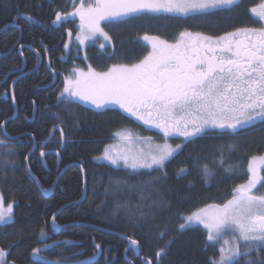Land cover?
I'll return each instance as SVG.
<instances>
[{
    "label": "trees",
    "instance_id": "1",
    "mask_svg": "<svg viewBox=\"0 0 264 264\" xmlns=\"http://www.w3.org/2000/svg\"><path fill=\"white\" fill-rule=\"evenodd\" d=\"M75 2L79 4V0ZM251 3L245 0L235 7L230 14L231 21L224 19L228 13L210 17L218 21L216 24H200L178 17L105 28L111 37V46L101 49L90 45L85 62L73 56L63 59L68 32H77L79 20L71 16L61 23H52L56 12L74 11L73 0H0L2 124L14 116L11 86L23 76L14 86L17 116L5 125L9 136L22 137L12 143L14 153L11 155H5L0 146V194L6 205L14 204L11 221L0 227V249L9 253L7 264H42L31 255V250L37 247L42 250L40 256L48 261L67 258L69 264L86 261L88 257L94 258V264H145L146 260L156 264V253L161 248H166L167 253L161 264H209L210 260L219 259L222 244H209L201 228L181 231L179 226L194 212L209 205L225 204L234 195L233 190L247 182L249 159L264 154V123H257L240 135L194 138L166 163L163 171L132 174L94 158L115 141L121 130H138V126L119 111L101 113L77 102L61 100L58 103L57 97L75 67L89 66L96 72H104L113 64L137 63L149 51L139 39L145 32L169 41L185 29L221 34L252 21L246 15V7ZM25 14L33 19L26 20ZM10 25L13 28H9ZM21 43L23 49L19 47ZM40 58L42 64L33 72ZM23 66V73L9 75ZM54 126H57L55 131ZM1 129L0 139H6ZM60 129L67 138L66 146L61 144ZM33 137L36 148L28 166L40 187L52 188L61 175L50 198L41 194L26 170L24 157L33 148ZM229 145L235 148L230 151ZM41 150H58L59 168L58 157L50 154L44 157V167ZM221 155L225 162L223 167L220 166ZM6 160L14 163L15 168L6 167ZM205 165L213 173L207 183L202 176ZM230 165L235 168V174L225 172ZM77 166H83L86 176L83 201V174ZM180 169L186 172L178 176ZM261 174L264 175V170ZM157 178L158 183H151ZM161 200L167 202L166 207L152 206L154 201ZM54 213L59 226L69 227L54 232L51 229ZM41 228L47 233L45 238L40 236ZM161 232H164L162 237ZM119 235L137 241L140 255L136 256L132 250L126 253L128 244ZM54 241L72 243L57 247ZM45 243L53 247L44 248ZM95 244L101 245L102 254L96 255L99 250L95 249Z\"/></svg>",
    "mask_w": 264,
    "mask_h": 264
},
{
    "label": "snow or ice",
    "instance_id": "2",
    "mask_svg": "<svg viewBox=\"0 0 264 264\" xmlns=\"http://www.w3.org/2000/svg\"><path fill=\"white\" fill-rule=\"evenodd\" d=\"M240 3L242 0H79L77 5L73 0L74 11L66 14L56 12L52 23L78 16L80 32L76 40L80 44L99 38L111 42L105 28L136 21L163 22L178 17L200 24H216L218 21L209 18L228 13L224 19L231 21L230 14ZM259 7V11L257 8L250 10L255 21L260 23L259 27H240L216 37L185 29L175 36L174 42H169L159 35L145 32L139 39L146 42L144 46H150L151 50L137 63L113 64L104 72H96L91 67L87 72L76 69L74 79L66 78L57 101L62 102L61 97L65 101L75 97L90 103L101 113L109 111L111 105H118L144 124L159 129L165 138L177 134L192 142V138L210 135H240L257 123H264V4ZM25 19L31 21L33 17L25 14ZM106 46L105 43L100 44L102 49ZM19 47L23 49L24 45L21 43ZM65 47L68 45L65 44ZM20 54L23 55V52ZM0 128H3L2 123ZM60 131L61 144L66 146L67 138L63 130ZM3 135L7 137L6 131ZM123 138L130 140L131 136L125 133ZM150 139L147 138L148 141ZM12 143V138L0 139L5 155L14 153ZM180 148L179 144L174 149L164 143L154 147L149 145L147 152L140 150L112 155L106 147L102 156L94 159H104L117 166L123 161L124 166L133 170L163 171L166 162ZM228 148L231 151L235 146L229 145ZM46 155L47 152L41 150L40 156L43 158ZM56 155H60L58 150ZM24 159L27 161L28 156ZM224 163L221 155L220 166L223 167ZM5 166L15 168L14 163L7 160ZM224 170L235 174L231 165ZM262 170L264 156L250 158L248 180L233 190L230 200L223 205H209L210 209H214L212 212L208 209L194 212L180 224L181 230L203 225L207 230V241L213 244L219 243L226 234L231 236V240H223L219 259L210 260L209 264H264V193L254 191L258 190V185L264 189ZM185 172L186 169H180L177 175ZM164 175L166 177V172ZM202 176L206 183L213 177L207 165L202 169ZM33 179L37 180L35 176ZM158 180L151 183H158ZM13 206V203H8L5 209L3 196L0 195V223H8L12 219ZM152 206L163 208L167 202L154 201ZM119 208L118 205L117 211ZM55 221L54 213L52 222L58 228ZM163 235L164 232H161L160 236ZM40 236H47L43 228ZM68 243L72 242L54 241L57 247ZM131 243L137 245L135 240ZM52 247L44 244V248ZM94 247L99 250L96 255L103 253L100 244ZM41 251L39 247L33 248L31 255L40 259L42 264H69L67 258L48 261L40 256ZM8 254L0 249V264H7ZM166 254V248H161L156 253V264H161ZM77 264H94V258L88 257L86 261H77ZM145 264H152V261L146 260Z\"/></svg>",
    "mask_w": 264,
    "mask_h": 264
},
{
    "label": "rangeland",
    "instance_id": "3",
    "mask_svg": "<svg viewBox=\"0 0 264 264\" xmlns=\"http://www.w3.org/2000/svg\"><path fill=\"white\" fill-rule=\"evenodd\" d=\"M86 2H87V0H86ZM74 17H76L79 20L78 16H74ZM79 26H80V20H79ZM79 32H80V27H78V30H77L76 33L68 32V35H67L68 37H67V41H66V44L68 45V47L67 48L65 47L66 54H65V56L63 58L64 60H68L71 56H73L75 59H82L83 61L87 62V60H88L87 48L90 45L94 44V45H97V46L100 47L101 43H105L107 46H111V42H106V41L103 40V38H99L96 41L88 40L84 44H80L79 41L76 40V36L79 34ZM69 33H71V35H69ZM143 43H146V42H143ZM76 69H79V70H82L84 72H87L89 70V66L85 67V68L84 67H80V68H76L75 67L72 70V72H71L70 78H72V79L75 78V70ZM62 91H63V89H62ZM66 96H67V94L65 93V97ZM61 100H64V97H61ZM70 101L77 102V103L82 102V105L84 103V104L89 105L90 106L89 108H91V107L93 109L95 108L90 103H86L84 101H80V100H78V98H75V97L71 98ZM83 106H86V105H83ZM86 107H88V106H86ZM133 117L136 118L135 116H133ZM125 133L130 134V136H131L130 140L123 138V134H125ZM119 134L120 135H118V134L116 135L115 141L113 143H111V144H109V145L104 147L102 154L104 153V150H105L106 147L109 149V152L112 155H117V154L124 155V154H129V153H135V152H138L140 150H143V151L147 152L148 149H149V145H151L153 147V145L151 144V143H153L152 139H150V141L147 140V138H151V137L147 136V135H144V134L141 135L135 129L125 128V129L121 130L119 132ZM169 145L172 148L175 149L177 144H169ZM181 148L178 149L177 152L173 154V157L181 150ZM102 154L100 156H98V157H101ZM261 156H264V154L261 155ZM171 159L172 158H170V160ZM96 161L99 162V163H102V164L110 165L111 167H114V168H117V169H124V170H126V171H128V172H130L132 174L153 171L151 169H146V168L145 169L133 170L131 168H128V167L124 166L123 161H121L119 166L112 165L110 161H107V160H104V159H96ZM258 167H259V165H258ZM257 189L258 190H254V191H257V194L264 193V189L262 191L259 190V185L257 186ZM4 207H5V209L7 208V205L5 204V202H4ZM205 209H208L209 212L214 211V209H210V208H205ZM183 223H184V221H183ZM5 224H7V223H0V227L5 225ZM193 228H201L207 234V230L203 227V225H199V226H196V227H193ZM185 230H187V229H185ZM185 230H181V231H185ZM43 238H45V237H43ZM223 240H231V236L226 234L223 237V239L219 242L220 245L221 244L223 245ZM208 243L210 244L212 242L208 241ZM224 247H227V246L225 245Z\"/></svg>",
    "mask_w": 264,
    "mask_h": 264
},
{
    "label": "flooded vegetation",
    "instance_id": "4",
    "mask_svg": "<svg viewBox=\"0 0 264 264\" xmlns=\"http://www.w3.org/2000/svg\"><path fill=\"white\" fill-rule=\"evenodd\" d=\"M244 1L245 0H242V3H244ZM249 1L253 2V3H251L252 5L250 4V5H248L246 7V15L249 16L250 20H252L250 23H248V24L244 23V25L233 27V29H231L229 31H226V32H223L221 34H212V36L216 37V36H219V35H223V34H225L227 32L234 31L236 28H240V27H259L260 23H257L255 21V18H254L253 14L251 13L250 10L252 8H257V10L259 11L260 10L259 6L264 4V0H249ZM242 3H240V4H242ZM234 7H236V6H234ZM262 23H264V22H262ZM192 32L195 33L194 31H192ZM207 35H209V34H207ZM169 42H174V39H173V41H169ZM148 48H149V51H150L151 50L150 46H148ZM80 103L82 105V102H79V104ZM83 105H86V106L90 107L89 105L84 104V103H83ZM91 109H93V108L91 107ZM94 110H96V109L94 108ZM110 110L119 111L122 115H124L127 118L131 119L138 126V130L137 131L141 135L144 134V135H147V136L151 137L152 142H153L151 144L153 145V147L155 145H163L164 143L177 144V145L179 144V145H181V147H183L188 142V141L185 140L184 137L179 136L177 134H173L172 136H170L168 138H165L163 133L159 129H156V128L150 126V125L144 124V122L142 120H138V119L134 118L133 116H131L129 113L124 112V110L121 109L118 105H111L110 106ZM192 139H194V138H192Z\"/></svg>",
    "mask_w": 264,
    "mask_h": 264
},
{
    "label": "water",
    "instance_id": "5",
    "mask_svg": "<svg viewBox=\"0 0 264 264\" xmlns=\"http://www.w3.org/2000/svg\"><path fill=\"white\" fill-rule=\"evenodd\" d=\"M7 28H8V27H7ZM7 28H5V29H7ZM9 28H13V26L10 25ZM5 29H4V30H5ZM20 53H21V50H20ZM41 64H42V59L40 58V59H39V63H38V65H37V67L34 69L33 72H36V71L38 70V68L41 66ZM24 68H25V66H23L20 70H17V71L12 72V73L9 74V75H17V74H21V73L24 72ZM33 72H32V73H33ZM22 77H23V76L17 78V79L14 80L13 83H12V86H11V96H12V100H13V97H14V86H15V83H16L20 78H22ZM4 81H5V80H4ZM0 87H1V84H0ZM13 103H14V107H15V113H14V116H13L12 118H10L9 120L5 121L6 123L9 122V121L14 120V119L16 118V116H17V112H18V111H17V107H16V104H15V101H14V100H13ZM34 115H35V113H34ZM34 115H33V117H34ZM6 123L3 124V128L1 129V130H2V133L5 132V125H6ZM3 136H4V135H3ZM4 137H5V136H4ZM21 137H22V136H19V137H11V136H9V135L7 134V137H5V138H6V139H7V138H12V141H13V142H17ZM33 142H34V143H33L34 145H33L32 150H31V151L29 152V154H28V160H29L30 155L35 151V148H36V141H33ZM47 154L57 156V155H56V152H47ZM57 157H58V161H59V163H58V168H59L60 163H61V158H60V156H57ZM28 160L25 162V165H26V170H27V172H28L30 178L36 183V185L38 186V188H39L41 194H42L45 198H50V197L53 195L54 189H55V187H56V185H57L59 179L56 180V182L54 183L55 186L53 185L52 188H50V191H48V192H44L43 189L40 187L39 182H37V180H34V179H33V176H34V175L32 174L31 171H29ZM41 160H42L43 165H44V167H45L44 157H43V158L41 157ZM68 167H69V166H68ZM68 167H67V168H68ZM77 167L80 168V170H81V172H82V174H83L84 194H83V197H82V200H81V201H83V199H84L85 196H86V176H85V173H84V171H83V168H82L81 166H77ZM65 169H66V168H65ZM65 169H64V170H65ZM64 170H63V171H64ZM63 171H62V172H63ZM61 174H62V173H61ZM60 176H61V175H60ZM60 176H59V177H60ZM56 216H57V214H56ZM55 224L58 225V224L56 223V221H55ZM68 227H69V226H59V227L57 228V227H55V226L53 225V222H52V220H51V229H52L54 232H56V233L60 232V231L63 230V229H66V228H68ZM119 236H120L121 238L125 239V241H126L127 244H128V247H127V251H126V253H127L128 251L132 250V251L135 253L136 256H139V255H140V245H139L138 242H137V245H132V243H131L132 239H128V238H127L126 236H124V235H119Z\"/></svg>",
    "mask_w": 264,
    "mask_h": 264
}]
</instances>
